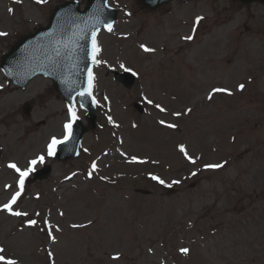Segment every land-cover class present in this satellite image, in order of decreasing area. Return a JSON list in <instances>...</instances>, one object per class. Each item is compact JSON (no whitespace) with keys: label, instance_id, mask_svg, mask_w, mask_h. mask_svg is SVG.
I'll list each match as a JSON object with an SVG mask.
<instances>
[{"label":"rangeland","instance_id":"obj_1","mask_svg":"<svg viewBox=\"0 0 264 264\" xmlns=\"http://www.w3.org/2000/svg\"><path fill=\"white\" fill-rule=\"evenodd\" d=\"M64 1L0 0V61ZM111 4L79 157L51 156L69 118L51 81L20 89L0 68V264H264V4ZM124 68L138 73L130 89L110 74ZM41 156L52 173L23 183Z\"/></svg>","mask_w":264,"mask_h":264},{"label":"water","instance_id":"obj_2","mask_svg":"<svg viewBox=\"0 0 264 264\" xmlns=\"http://www.w3.org/2000/svg\"><path fill=\"white\" fill-rule=\"evenodd\" d=\"M171 0H141L154 9ZM244 3L255 0H241ZM264 1V0H261ZM116 20V10L109 6V0H90L89 6L81 10L77 1L57 6L50 19V25L38 29L21 40L7 53L1 63L17 86H25L38 74L50 76L55 87L71 104L76 96L86 105L90 113V126L94 127L95 103L92 98L93 66L97 60V39L101 29L111 27ZM126 85L134 79L129 74L119 76ZM30 111V108H27ZM88 128L80 121L73 126L71 138L62 143L57 156L67 159L78 155L82 135ZM50 169L38 172L35 179L48 176Z\"/></svg>","mask_w":264,"mask_h":264},{"label":"bare ground","instance_id":"obj_3","mask_svg":"<svg viewBox=\"0 0 264 264\" xmlns=\"http://www.w3.org/2000/svg\"><path fill=\"white\" fill-rule=\"evenodd\" d=\"M203 44H201V46H198L197 47V55L199 56V57H202L201 55H202V51H203V49H202V46ZM54 126V125H53Z\"/></svg>","mask_w":264,"mask_h":264}]
</instances>
